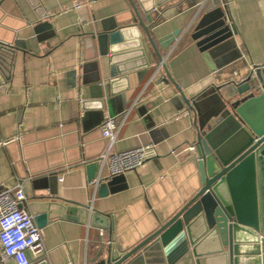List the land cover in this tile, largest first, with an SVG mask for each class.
<instances>
[{
  "label": "crops",
  "instance_id": "crops-1",
  "mask_svg": "<svg viewBox=\"0 0 264 264\" xmlns=\"http://www.w3.org/2000/svg\"><path fill=\"white\" fill-rule=\"evenodd\" d=\"M72 1L4 0L0 6V41L15 46L12 53L0 52V139L19 137L0 146V189L22 181V206L33 217L31 202L47 199L110 214L111 231L59 218L37 226L51 264H87L96 242L108 241L110 232L128 250L199 186L194 162L187 160L186 147L195 140L192 110L163 67L149 81L157 57L144 67L142 56L132 55L121 58L120 68H130L127 88L124 80L114 85L115 93L124 89L123 97L114 95L109 112L119 119L143 89L142 100L120 126L111 150L144 143L154 149L138 169L104 177L99 184L105 182L108 193L98 195V184L90 201L94 190L85 164L105 149L99 125L108 113L93 96L108 75L96 81V46L87 34L129 22L131 7L128 0H89L74 9ZM196 1L140 0L147 7L159 4L154 17L163 20L146 24L154 38L180 31L161 56L168 53L167 71L203 113L219 104L217 84L264 65V0H226L225 22L221 0Z\"/></svg>",
  "mask_w": 264,
  "mask_h": 264
},
{
  "label": "water",
  "instance_id": "water-1",
  "mask_svg": "<svg viewBox=\"0 0 264 264\" xmlns=\"http://www.w3.org/2000/svg\"><path fill=\"white\" fill-rule=\"evenodd\" d=\"M3 2L0 0V6ZM128 2L129 22L87 34L96 46L92 60L96 81L100 74L108 75L93 97L98 98V108L107 106L110 115H114L109 112L110 100L117 93L123 97L127 88L130 68H120L121 58L140 55L142 66H148L154 56L161 59V51L180 32L154 38L147 25L154 27L163 20L154 17L158 2L148 7L140 0ZM225 2L219 4L224 22L228 13ZM14 50L15 46L0 41V52ZM162 67L193 112L195 140L187 160L194 162L199 186L174 214L159 221L151 233L128 250L119 248L111 232L108 241H97L87 264H264V65H254L245 76L217 84L214 90L219 104L203 113L198 105L190 103L194 98L185 97L165 64ZM123 80L125 88L115 93L114 85ZM85 168L90 180L97 173L98 162H88ZM97 192L106 195L107 184L101 182ZM31 206L38 227L59 218L112 229L109 213L87 205L47 199L31 202Z\"/></svg>",
  "mask_w": 264,
  "mask_h": 264
},
{
  "label": "built area",
  "instance_id": "built-area-1",
  "mask_svg": "<svg viewBox=\"0 0 264 264\" xmlns=\"http://www.w3.org/2000/svg\"><path fill=\"white\" fill-rule=\"evenodd\" d=\"M88 1L73 0L71 7L78 9ZM167 55L168 53L162 56L154 66L149 81L156 76ZM142 93L143 89L125 108L119 119L106 112L103 114L99 130L102 138L106 140V146L104 151L96 158L99 165L98 172L89 180V184L94 190L90 199L91 202L94 199L99 182L104 177L120 175L138 169L153 152L154 146L151 143L140 144L121 151L111 150L120 126L127 118L130 110L142 100ZM18 138V136H12L0 139V146L16 141ZM193 148V144L186 147L189 151ZM103 169L107 170L106 175H103ZM25 200L26 196L22 181H17L11 187L0 189V264H12V262L14 264H51L48 249L43 242L40 229L33 221L32 214L25 210L23 206H20Z\"/></svg>",
  "mask_w": 264,
  "mask_h": 264
}]
</instances>
